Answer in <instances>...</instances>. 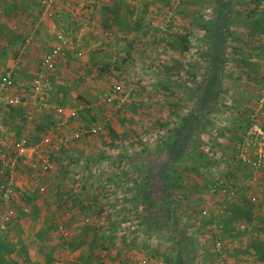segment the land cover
I'll return each instance as SVG.
<instances>
[{
    "label": "rangeland",
    "instance_id": "1",
    "mask_svg": "<svg viewBox=\"0 0 264 264\" xmlns=\"http://www.w3.org/2000/svg\"><path fill=\"white\" fill-rule=\"evenodd\" d=\"M45 3L0 0V66L9 51L15 57V45L24 40L17 17L35 19ZM236 3L213 0V6L198 12L186 0H115L109 13L128 34L121 38V53L115 51L121 55L114 58H120L119 66L111 64L104 72V92L120 85L130 91L124 102L94 98L93 88L83 92L82 84L102 80L89 76L88 69L73 73L77 84L69 86L70 78L64 82L61 77L62 61L51 75L46 106L32 111L7 104L11 93L2 91L0 135L13 143L22 137L39 143L51 134L59 145L52 154L58 165L54 179L70 183L75 195L68 203L79 215L73 226L77 235L71 223L54 222L51 227L65 251L56 256L52 251L37 264H55V259L132 264L133 256L138 264L148 258L157 262L152 264H162L159 259L164 264H230V257L247 254L249 260L236 264H264V194L259 202L251 201L255 174L234 156L264 73V0ZM57 39L43 52L63 44L60 60L65 63L70 38ZM25 75L15 93H30L35 74ZM72 98L83 105L69 117L68 110L77 108ZM58 106L65 111L57 112ZM43 107V117L34 122ZM94 125V132L66 138L72 127ZM220 177L236 188L233 198L211 191ZM259 181L264 183V174ZM56 192V202L67 204ZM207 205L212 208L204 214ZM219 236L223 249L216 246ZM20 244L0 236V264H25L28 253L17 248ZM71 253L73 260L63 256Z\"/></svg>",
    "mask_w": 264,
    "mask_h": 264
},
{
    "label": "crops",
    "instance_id": "2",
    "mask_svg": "<svg viewBox=\"0 0 264 264\" xmlns=\"http://www.w3.org/2000/svg\"><path fill=\"white\" fill-rule=\"evenodd\" d=\"M70 1H73V3ZM45 2H48V0H45ZM129 2H131V0H129ZM187 2H192L194 8L198 6V12H203L204 8L213 6V0H186V4ZM236 2L237 0H235V4H237ZM114 3L115 0H54L51 5L45 3L39 16L35 19L17 17L19 39H24V42H17L15 45H18V47L15 49L17 51L14 58L12 57L11 51H9L6 58L2 60L0 71H4L5 73L6 71L11 70L15 77V84L9 87L11 90L6 89L4 93L10 92V95L26 94L25 91L24 93H15L18 91L16 87L20 85V82L25 78L26 73H34L36 75L39 72L41 59L46 52H43L44 48H46L47 45H54L58 42L57 37H61V40L70 38L67 44L69 54L68 60L65 63H63L65 59L60 60V63L62 61L63 66L61 74L63 81L67 82L70 80L71 82L69 83V86L73 85V87H75L77 84L74 83L76 74L73 73H83L85 69H88L89 76L96 75L95 77L102 80L96 81L94 79L97 78H94L93 81L86 82L85 85L82 84L84 87L83 92L87 89L89 90L90 88H93L94 91L92 92L94 98L105 97L104 91L106 88L104 87V83L106 78H103L105 77L104 72L105 70L107 71L108 67H111V64L112 66H119L121 55L118 56L120 57L118 61H115V51L118 48L121 53L120 48L123 46L121 38L128 34V31L118 29V19L116 18L115 13H109L110 9L116 8L114 7ZM181 7L182 10H184L183 7H185V4H180V8ZM200 9L202 11H199ZM49 12L50 14L51 12L52 14L54 13V15H48ZM89 18L94 20V24L90 28L88 26ZM68 29L70 31H68ZM86 34L87 37L84 38ZM72 37L76 38V40ZM28 38L31 39V42L25 47V42ZM77 41H79V43ZM75 43L77 45H74ZM23 49L24 52L22 53L20 60L17 61V57ZM56 71L53 75H55ZM68 72L72 74H69ZM88 75L86 76V79L89 78ZM68 77L70 78L69 80H67ZM20 87H23V85L21 84ZM27 96L30 100L34 98L31 91ZM3 100L5 99L0 98V103H3ZM72 101L77 108L68 111L73 110L76 112L77 110H81L83 105L81 100L72 98ZM46 108L43 107L38 109V112L36 111V115L33 119L34 122H39V119L43 117ZM41 112L43 113L41 114ZM78 121L81 122L82 119L79 118ZM30 132V136H32L34 130H30ZM45 148L43 154L46 156L48 154L54 161L52 154L58 149H52L50 145ZM49 150H51V153ZM36 162L39 166L41 163V168L38 171L33 169L30 159H25L21 164L17 175V195L12 201V205L16 206L18 209H21L24 205H29L31 210L30 213L27 214L20 211L18 216L11 222H5L2 217L5 204L0 197V236L7 241L12 238L13 241L21 242L17 248L19 250L25 248V252L28 253V256L25 257L27 258V261L23 258L24 256H19L17 258L25 261V264H37L40 262L39 260L52 254V251L54 252V256L59 254V251H65L64 247L61 246L60 240L56 238L55 231L51 225L56 221L59 223H71L73 235H77L73 226L76 229L79 220V215L74 211L76 209L69 207L68 203V201L72 200L75 196L72 195L73 188L69 187L70 183L69 185H65L67 183L54 179V171H57L56 169L58 168V165L54 169L47 170L44 167L43 160L40 161V159H36ZM1 175L0 167V176ZM60 183L64 186V189H58ZM40 185L44 187V189H39L38 187H40ZM56 191L63 194L62 199L64 198V201L67 200V204L56 202V195H54V192ZM262 209H264V206H262ZM73 240H76L75 236ZM250 251H252L251 248ZM21 255L23 254L21 253ZM63 256L73 260L76 255L75 253H71L70 256L64 254ZM250 256V254L241 255L239 258L234 259L230 257L228 261L230 264H236L238 262L237 260H249ZM132 258L133 259L130 260L132 261V264H138L137 257L133 256ZM159 262L164 264V260L162 259H159ZM54 263L71 264L70 262L58 261V259H55ZM152 263L157 262L150 258L145 260V264ZM239 264L242 263L239 261Z\"/></svg>",
    "mask_w": 264,
    "mask_h": 264
},
{
    "label": "built area",
    "instance_id": "3",
    "mask_svg": "<svg viewBox=\"0 0 264 264\" xmlns=\"http://www.w3.org/2000/svg\"><path fill=\"white\" fill-rule=\"evenodd\" d=\"M54 0H49L48 5H51ZM89 28L93 26L94 20L89 18L88 20ZM31 42L28 38L25 42L26 45ZM73 42V41H71ZM63 44H57L51 49L46 51L41 59L40 70L35 75L31 83V93L34 98L30 100L27 94H14L6 97L7 104L11 105H24L29 110H34L38 105L46 106L48 104L49 93L52 91L53 84L51 81V75L57 70L59 65L60 57L64 53ZM24 49L21 51L20 55L17 57V61L20 60ZM116 58L119 54L116 52ZM114 67V65H113ZM15 84V77L13 71H6L0 78V94L2 91L8 89ZM31 95V94H30ZM130 96V91H124L120 85H115L108 91L105 98L108 101L113 99H119L120 102H124ZM56 111L59 113L64 112V108L58 106ZM76 112L71 110L68 112V116L72 117ZM97 130V127L91 126L88 128L72 127L71 131L67 133V139H77L85 136L91 132ZM50 145L52 149H58L59 145L55 144L51 134H47L43 137L39 143H29L24 137L19 140L10 142L7 137L0 135V197L2 198L5 209L2 212V217L5 222H11L15 217L18 216L19 212L30 213V206L24 205L21 209L12 205L13 199L17 195L18 188V171L25 159L31 160V166L34 170L41 168L36 162V159L43 160L44 167L46 169H54L56 163L47 154L44 155L45 147ZM51 153V150H49ZM236 160L248 167H250L255 176L251 181H256L254 191L250 192V199L253 202H258L260 196L264 193V183L260 180L261 176L264 174V73L260 80L259 95L257 99V104L255 109L249 116L248 124L244 134L238 141L234 152ZM251 183H249L250 185ZM39 189H44L40 185ZM212 192H217L219 194L227 195L229 198H233L236 194V188L226 179L220 177L211 187ZM212 205H207L204 207V214H208ZM241 226L245 228L247 226L246 222L241 223ZM65 235H68L67 230H63ZM216 246L218 249L224 248V240L222 236H219L216 240Z\"/></svg>",
    "mask_w": 264,
    "mask_h": 264
}]
</instances>
